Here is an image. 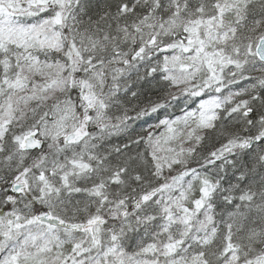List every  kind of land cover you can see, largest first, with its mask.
I'll use <instances>...</instances> for the list:
<instances>
[{
  "label": "snow or ice",
  "instance_id": "1",
  "mask_svg": "<svg viewBox=\"0 0 264 264\" xmlns=\"http://www.w3.org/2000/svg\"><path fill=\"white\" fill-rule=\"evenodd\" d=\"M0 264H264V0H0Z\"/></svg>",
  "mask_w": 264,
  "mask_h": 264
},
{
  "label": "trees",
  "instance_id": "2",
  "mask_svg": "<svg viewBox=\"0 0 264 264\" xmlns=\"http://www.w3.org/2000/svg\"><path fill=\"white\" fill-rule=\"evenodd\" d=\"M193 107H195V105H192ZM179 114V113H178Z\"/></svg>",
  "mask_w": 264,
  "mask_h": 264
}]
</instances>
